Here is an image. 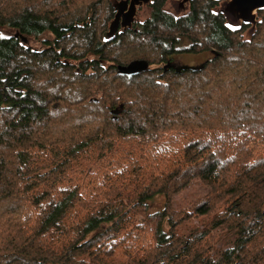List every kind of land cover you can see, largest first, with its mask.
<instances>
[{
	"label": "trees",
	"instance_id": "1",
	"mask_svg": "<svg viewBox=\"0 0 264 264\" xmlns=\"http://www.w3.org/2000/svg\"><path fill=\"white\" fill-rule=\"evenodd\" d=\"M166 2L107 42L112 0H0V264H264V23Z\"/></svg>",
	"mask_w": 264,
	"mask_h": 264
},
{
	"label": "water",
	"instance_id": "2",
	"mask_svg": "<svg viewBox=\"0 0 264 264\" xmlns=\"http://www.w3.org/2000/svg\"><path fill=\"white\" fill-rule=\"evenodd\" d=\"M155 0H121L114 3L115 17L111 21L109 30L105 35L107 42L115 39L118 31L120 34L125 33L132 28L136 21L137 12L139 9L150 5ZM192 0H181L179 8L182 9L185 4L190 3ZM264 10V0H232L227 8L222 7L224 16L235 23H239V28L242 25H253L252 29H255L258 21L256 19L257 12ZM24 41H26L24 39ZM204 65H197L192 67H181L180 70H190L196 72L202 69ZM123 70V68H120ZM117 113V112H116Z\"/></svg>",
	"mask_w": 264,
	"mask_h": 264
},
{
	"label": "rangeland",
	"instance_id": "3",
	"mask_svg": "<svg viewBox=\"0 0 264 264\" xmlns=\"http://www.w3.org/2000/svg\"><path fill=\"white\" fill-rule=\"evenodd\" d=\"M121 0H112V2H120ZM180 0H167L166 4H165V9L171 13H175V15H178V16H183L184 14H186L188 12V9H185L181 12H174L172 10V7L171 5H175L176 7L178 2ZM114 7V4L112 5ZM151 13V8L147 6H145L144 8H141L140 10H138L137 12V17H136V21L135 23L133 24L136 25L137 23H143V22H146L149 18V15ZM257 21L258 22H263L264 23V12H257ZM114 20V15L112 17V19L109 21L111 23V21ZM110 23H109V26H110ZM239 25V23H238ZM133 26L131 29L129 30H132L133 29ZM264 26V25H263ZM109 30V29H108ZM121 30V29H120ZM120 30L118 31L117 34H119ZM236 31H238L236 29ZM257 30L255 32H252L251 34H248V30L247 32H245L244 36L247 37L246 39H249L251 40L254 35L256 34ZM33 45L37 48V49H40L41 45L40 44H35L33 43ZM210 55H203V54H199V53H191V54H187V55H183L181 57H179L178 59H176L174 62L175 64H177L178 66H181V65H191V64H197V65H201L204 60H205V57H208ZM162 69H164L166 66L163 65L161 66ZM146 68V67H145ZM231 83V82H229ZM102 98L101 96L98 97V99ZM209 188L206 187L205 185H203L201 183L200 180H194L191 185L186 189L184 190L183 192H181L180 194H178L177 196H175L174 198V205H175V208L176 209H180L181 211L182 210H185V209H189L191 207V205L196 201L198 200L199 198L205 196L206 194L209 193ZM158 205V201H155L153 206H157ZM191 211H187L189 213H191L193 216H194V211L192 208H190ZM198 220L195 221V224ZM200 222V221H199ZM200 228L199 229H202L203 227L201 225H199ZM197 227V226H196ZM194 228V226H191L189 227L188 229H185L184 232L187 233V235L192 231V229ZM227 242V237L223 236L222 235V232H218L217 233V241L213 244V250L210 252L211 255H214L216 252L218 253L220 250H223L224 247L226 246L225 243ZM222 248V249H221Z\"/></svg>",
	"mask_w": 264,
	"mask_h": 264
},
{
	"label": "flooded vegetation",
	"instance_id": "4",
	"mask_svg": "<svg viewBox=\"0 0 264 264\" xmlns=\"http://www.w3.org/2000/svg\"><path fill=\"white\" fill-rule=\"evenodd\" d=\"M193 1V0H192ZM211 1H218V0H211ZM223 2H222V5H220L221 7L222 6H226V8H227V6H228V4L232 1V0H222ZM181 2V0L178 2V4H177V6L178 7H176L175 5H174V8H175V10L177 11V12H181V11H183V10H185L186 9V7L188 6L189 7V3L188 4H185L184 5V7L182 8V9H180L179 8V3ZM144 8V7H143ZM174 8H172V10L174 11V12H176L175 10H174ZM115 12V11H114ZM258 12H264V10L263 11H258ZM223 13V12H222ZM114 17H115V13H114ZM149 17H150V15H149ZM253 25H244V27H248L247 29H249V28H251ZM120 29H121V27H120ZM187 54H191V53H185V54H183V55H187ZM175 61V60H174ZM174 61H172V60H170L169 61V63H168V65L165 67V70H170L171 68H173V67H175L176 69H179V68H181V67H192V66H197V64H191V65H181V67H178V65L177 64H175V62ZM202 64L201 65H203V63H204V61L203 62H201Z\"/></svg>",
	"mask_w": 264,
	"mask_h": 264
}]
</instances>
